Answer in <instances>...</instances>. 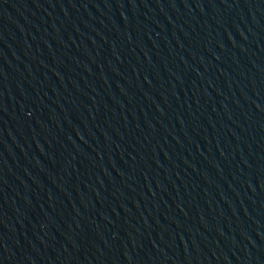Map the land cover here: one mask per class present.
Returning a JSON list of instances; mask_svg holds the SVG:
<instances>
[{
    "label": "water",
    "instance_id": "water-1",
    "mask_svg": "<svg viewBox=\"0 0 264 264\" xmlns=\"http://www.w3.org/2000/svg\"><path fill=\"white\" fill-rule=\"evenodd\" d=\"M233 264H264V0H144Z\"/></svg>",
    "mask_w": 264,
    "mask_h": 264
}]
</instances>
